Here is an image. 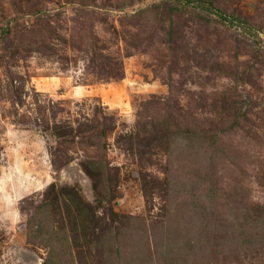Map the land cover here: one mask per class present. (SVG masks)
<instances>
[{
	"label": "rangeland",
	"instance_id": "374dc122",
	"mask_svg": "<svg viewBox=\"0 0 264 264\" xmlns=\"http://www.w3.org/2000/svg\"><path fill=\"white\" fill-rule=\"evenodd\" d=\"M0 264H264V0H0Z\"/></svg>",
	"mask_w": 264,
	"mask_h": 264
},
{
	"label": "trees",
	"instance_id": "16d2710c",
	"mask_svg": "<svg viewBox=\"0 0 264 264\" xmlns=\"http://www.w3.org/2000/svg\"><path fill=\"white\" fill-rule=\"evenodd\" d=\"M77 209H78L79 211H81V212H80V215H81V214H84V210H85V209H83V208H79V207H77ZM87 222H88V221H83L82 219H80L79 223L82 225V228L80 229V231H81L80 234H84V235L86 234V232H87V230H88L87 227H86V226H87ZM86 236H87V234H86Z\"/></svg>",
	"mask_w": 264,
	"mask_h": 264
}]
</instances>
